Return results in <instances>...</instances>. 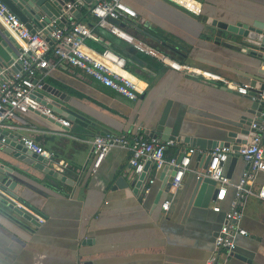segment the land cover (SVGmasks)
Instances as JSON below:
<instances>
[{"label": "crops", "instance_id": "0c3cea01", "mask_svg": "<svg viewBox=\"0 0 264 264\" xmlns=\"http://www.w3.org/2000/svg\"><path fill=\"white\" fill-rule=\"evenodd\" d=\"M177 1L196 17L166 0H126L138 12L132 21L166 39L179 51L133 25L126 28L174 60L212 70L222 78L208 79L180 71L155 55L137 50L106 28L94 26L87 6L79 5L81 20L93 26V35L85 40L86 48L100 52L109 47L125 56L127 73L139 83L138 98L128 99L65 63L42 69V84H48L60 96L42 87L39 91L97 122L101 128L78 118L66 125L57 113L42 115L38 109L22 115L27 124L5 122L3 131L7 136L34 138L71 167L68 175L75 177L76 182L72 185L59 180L0 147V166L17 182L14 191L24 200L18 201V206L38 216L40 222L35 225L2 205L12 217L0 211V264H204L212 254L234 190L230 187L225 200L218 202L222 207L219 212L213 209L215 199L207 207L191 205L201 164L199 154H193L194 170L185 174L182 186L171 185L162 191L161 170H155L154 164L142 187L134 185L129 189L117 184L119 176L131 181L140 175L133 171L131 151L124 146L113 147L97 169L91 167L93 140L100 131L146 135L160 131L161 135L167 133L176 138L187 135L232 143L236 137L230 133L248 128L245 120L255 117L261 108L253 109V101L230 81L249 82L246 72L255 70L254 65L259 62L247 51L246 41L237 36L236 28L239 22L250 26L254 20L264 21V0ZM211 20H216L213 28L224 31L220 44L206 38ZM50 60L55 63L52 56ZM180 146L188 147L178 144L168 148V163ZM246 167L247 163L239 158L230 176L232 183L239 180ZM261 185L264 172L258 175L255 190ZM145 186L148 188L143 194ZM134 187L138 193H133ZM165 200L171 201L168 210L162 207ZM240 224L247 234L237 235L236 244L250 256H228L225 264H264V198L257 194L248 198Z\"/></svg>", "mask_w": 264, "mask_h": 264}, {"label": "built area", "instance_id": "2783aa9c", "mask_svg": "<svg viewBox=\"0 0 264 264\" xmlns=\"http://www.w3.org/2000/svg\"><path fill=\"white\" fill-rule=\"evenodd\" d=\"M173 1L181 3L177 0ZM79 5L87 6L88 13L94 17V26L106 28L112 34L131 43L137 50L155 55L180 71L201 74L208 79L222 78L220 74L212 70L196 68L189 63L176 61L130 32L126 25L138 17V12L126 0H92L88 3L73 4L75 8ZM66 12L67 21L63 25H57L56 20H53L47 26L38 27L36 32H32L26 23L0 0V23L23 49L19 56L22 60L21 70L16 72L7 69L0 77V143L4 142L7 136L3 131L6 121L14 120L27 124L22 115L37 109L52 115V110L42 106L35 97L43 85L42 80L39 79V73L43 68L65 63L81 69L89 77L100 81L128 99L138 98L139 83L127 73V58L109 47L100 52H90L86 48L85 40L93 35V26L78 20L69 10ZM111 18L125 25L114 23ZM54 25L56 27H52ZM48 26L52 29H48ZM51 56L55 59L53 64L50 60ZM230 84L240 93H248V82L230 81ZM261 99L263 101L261 113L251 122V129L255 131L251 142L242 143L238 149L231 144H218L210 151L211 159L207 168L196 172L216 181L219 192L215 199L217 204L213 208L215 211L222 210L218 202L225 200L230 187L234 190L231 207L225 212V221L215 238V249L204 264H225L226 257L233 255V249L237 245L236 236L247 234V230L241 226L240 221L248 198L254 194L264 198V185H261L257 191L254 188L258 175L264 172V94ZM61 120L66 125L70 124L67 119ZM20 139L28 149L68 165L59 160L53 152H49L38 144L34 138L22 136ZM178 144L180 142L177 139H163L161 136H151L141 132L117 134L107 130L100 131L95 134L93 140L91 167L93 170L97 169L113 147L124 146L131 151L130 163L136 174L144 171L148 161L154 164L155 170H161L168 163L166 151ZM181 151L185 153V156L177 164L178 171L171 184L174 188H180L185 174L194 170L191 166L193 154L202 152L198 147L191 146L183 147ZM234 155L247 163L246 169L236 183H232L231 177L224 173V163ZM169 163L176 164V158H172ZM153 181L151 179L150 183ZM170 203V200H165L162 207L168 210Z\"/></svg>", "mask_w": 264, "mask_h": 264}, {"label": "water", "instance_id": "95a60500", "mask_svg": "<svg viewBox=\"0 0 264 264\" xmlns=\"http://www.w3.org/2000/svg\"><path fill=\"white\" fill-rule=\"evenodd\" d=\"M23 22L26 23L28 28L32 32H36V26H47L53 20H56L57 25H63L67 21V10L76 15L77 18H80L82 13L73 6L74 3H88L92 0H2ZM169 4L178 8L179 10L191 15H196L190 11L187 7L173 0H166ZM111 21L114 23H121L125 25V23L120 22L117 19L111 18ZM216 24V20H211L207 24V31H210V34L207 32V39H212L215 43L220 44L222 41V37L224 31L221 28H213V25ZM130 25H133L136 29L141 30L147 35H150L152 38L159 40L158 37L151 34L150 32L142 29L138 26V23L135 21H131ZM238 28H236V34L238 37L246 41V49L247 51L258 57L259 62L255 63V70L251 72H246V76L249 79V87L248 93L245 95L246 98L252 100L253 109H259V107L263 104L262 95L264 94V21L262 20H254L250 26L244 24L243 22H239ZM52 27H56L55 25ZM52 27L48 26V29H52ZM237 27V26H235ZM165 46L179 51L176 47L172 46L167 41H162ZM23 49L20 47L19 43L12 37V35L7 31V29L0 23V77L1 74L7 71V69L13 71L21 70V62L22 60L19 58ZM31 53L30 51L28 52ZM42 90H47L56 96H60V93H55L51 91L50 86L48 84L43 83ZM35 97L38 99L40 104L44 107H47L52 110V112L56 115H59L63 119L74 120L75 118L81 119L83 121H87L92 123L95 127L101 128V126L90 120L86 116L78 113L73 108L63 104L59 100L50 97L49 95L44 94L41 91H37ZM63 98V97H61ZM261 109V108H260ZM257 110L256 116L260 115L261 110ZM41 113V112H40ZM46 115L42 113V115ZM254 119L245 120L248 128H243L241 132H231L230 135L236 137L235 142H224L218 139H208L205 137H197V136H181L180 138H176V136L171 134H160V131L152 134L151 136H161L163 139H177L180 144H186L191 147H198L202 150L199 154L201 164L199 166L200 169L207 168L210 159H211V149L217 146L218 144L223 145H232L234 148L238 149L242 143L251 142L252 135L254 134V129H251V122ZM59 125H62L60 122H57ZM161 124H164V120H161ZM0 147L4 152L13 154L15 157L23 160L27 164H31L34 167L48 173L59 180L67 182L68 184H74L76 181L75 177H70L68 173L71 171V167L69 165H64L60 163L55 158H48L44 155H40L30 149H28L20 137L15 134H10L5 137L4 142L0 143ZM92 155V154H91ZM185 153L181 151V146L177 150L176 153V164L166 163L161 168V177H163V185L161 187V191L167 189L171 186L174 177L178 171V165ZM239 157L234 155L230 156L227 161L224 163V173L228 176L232 175L234 167L238 161ZM152 165L151 161H148L144 167V171L138 175V177L132 178L129 181L125 176H119L117 184H124L125 187L131 189L130 186H136L137 188L142 187L143 182L146 178V173ZM89 166V160L87 161L84 169ZM83 169V170H84ZM196 169V168H195ZM81 175V174H79ZM197 181L195 185L194 194L192 196V204L200 207H207L210 204L211 199H216V196L219 192V188L216 185V181L209 176H205L203 174H197ZM17 182L9 176L7 171L0 166V211L10 215L2 205L8 207L13 210L17 214H19L22 218L30 221L35 225H40L38 216L32 214V212L26 210L25 208L18 206L17 202H24V200L19 197L14 191L16 188ZM148 186L142 188L143 194L146 193ZM133 193H138V190L134 187L132 189ZM161 192L157 197V201L159 199ZM18 222H21L19 219L15 218ZM24 225V223H23ZM233 255L247 259L246 256H250L249 254L243 253L241 247L236 245L233 249Z\"/></svg>", "mask_w": 264, "mask_h": 264}, {"label": "trees", "instance_id": "16d2710c", "mask_svg": "<svg viewBox=\"0 0 264 264\" xmlns=\"http://www.w3.org/2000/svg\"><path fill=\"white\" fill-rule=\"evenodd\" d=\"M88 10V9H87ZM87 10L86 11H84V14H86L87 13ZM78 20H81V18H79ZM137 35V37H139V35L138 34H136ZM140 38H142V37H140ZM164 38H162V40H163ZM165 41H166V39H164ZM185 52V54H188V49L187 50H185L184 51Z\"/></svg>", "mask_w": 264, "mask_h": 264}, {"label": "flooded vegetation", "instance_id": "af4514ba", "mask_svg": "<svg viewBox=\"0 0 264 264\" xmlns=\"http://www.w3.org/2000/svg\"><path fill=\"white\" fill-rule=\"evenodd\" d=\"M155 40H157V39H155ZM157 41H160V42H162V41H165V40H162V39H160V38H159V40H157Z\"/></svg>", "mask_w": 264, "mask_h": 264}]
</instances>
